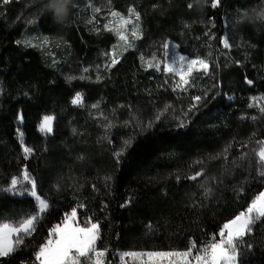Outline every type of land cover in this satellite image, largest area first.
<instances>
[{
    "label": "trees",
    "instance_id": "1",
    "mask_svg": "<svg viewBox=\"0 0 264 264\" xmlns=\"http://www.w3.org/2000/svg\"><path fill=\"white\" fill-rule=\"evenodd\" d=\"M93 2L123 14L135 8L143 24V37L135 48L100 74L95 68L117 39L113 33L92 32L72 20L79 0H73L63 25L40 11L44 0L0 4V186L6 187L11 176L22 175L27 167L37 180L38 195L50 203L36 231L25 237L12 257L0 258V264H33L34 251L48 230L72 207H77L82 224L89 217L100 223L99 247L109 249L107 264H115L120 251L186 250L192 240L199 247L264 190L254 158L251 164L235 165L211 159L231 142L229 161H239L243 152L258 147L256 140L264 139V115L258 107L249 108L253 96H264V23H235L237 7L259 10L264 0H226L219 9H212L210 0L203 9H188L190 0ZM30 26L43 36L63 40L65 54L69 50L73 57L67 62L93 72L84 79H71L65 62L56 67L47 54L24 45ZM226 32L231 41L235 37L230 53L222 44ZM165 41L179 44V52L190 58L197 54L208 58L211 73L196 74L187 91H174L171 76L145 69L141 61V56L148 58L162 49ZM205 90L207 98L185 117L190 97ZM76 92L83 94L82 105L71 103ZM232 94L237 97L233 103L227 101ZM257 103L264 106V101ZM165 106L167 112L155 121ZM45 115L56 118L51 136L39 131ZM253 115L256 121L250 119ZM180 119L185 120L183 128L177 127ZM149 121L154 126L141 131ZM18 131L23 133V144ZM129 137L133 146L117 163L115 153ZM245 142L248 147L241 148ZM23 146L33 149L27 158ZM201 159L203 164L194 163ZM201 168L204 175L197 181L186 179ZM201 183L212 189L207 199ZM37 211L34 199L26 194L0 193V222ZM262 228L264 220L246 238L253 248L243 264H264Z\"/></svg>",
    "mask_w": 264,
    "mask_h": 264
},
{
    "label": "snow or ice",
    "instance_id": "2",
    "mask_svg": "<svg viewBox=\"0 0 264 264\" xmlns=\"http://www.w3.org/2000/svg\"><path fill=\"white\" fill-rule=\"evenodd\" d=\"M10 2L11 0H0V4L4 6H7ZM47 3L48 0H44L40 11L52 19V13L48 10ZM225 3L226 0H210V7L212 9H219L224 7ZM193 7L194 5L191 2L187 3L188 9H192ZM261 9L264 8H260L259 10ZM93 12H100V8H94ZM128 13V16H123L118 11H112L110 13L112 19L104 24V29L108 32L115 33L118 42L123 43L125 46L124 51H127L133 46L129 41L128 25H132L130 35L134 40L140 39L142 35L139 24L141 19L140 12L130 7ZM235 15L236 17L241 15L239 7L235 9ZM235 23L238 26L240 25L237 20ZM96 31H99V29H96ZM205 35L207 36L208 33L205 32ZM17 43H20V41H17ZM47 43L48 40L45 39L44 44ZM222 44L224 49L231 47L227 36L223 37ZM178 48H180L179 44H172L169 41H165L162 45V59L158 60L153 55L152 60L147 61L144 66L147 69H154L156 72L162 71L164 74L171 76L175 81L174 91H187L189 87L193 86L192 80L195 73H203L205 76L210 74V63L208 58H202L198 54L195 55V58H190L187 54L171 51L172 49ZM109 55L110 61L105 65L106 68L114 67L119 62L115 50L111 54L105 53L106 57ZM141 60H144L143 56H141ZM85 71L87 72L88 69L86 68ZM74 78L72 77L71 79ZM80 78L84 79L85 77L82 76ZM96 78L99 80L100 76L98 75ZM247 83L251 85L253 81L249 79ZM213 87H216V85ZM208 94V91L205 90L202 95L191 96L190 101L192 103L188 112L185 113V117L195 111L198 105L207 98ZM251 99L253 101H264V96H253ZM71 103L73 105H82L83 94L76 92L75 96L71 99ZM92 107L95 109L98 105L93 104ZM252 107H258L259 113L264 115V106L249 104V108ZM167 110L168 108L165 106V109L155 116V121H160ZM17 119L22 121L23 116L19 115ZM53 119L54 117L45 115L39 124V131L41 133H51L53 131ZM241 119H245V117H241ZM250 119L256 121L257 116L253 115ZM111 126L110 123L106 125L107 128ZM153 126L154 122L149 121L141 127V131H146ZM185 126L184 119L178 120L177 127L183 128ZM73 132L75 133L76 130L73 129ZM17 135L21 144H23V133L18 131ZM105 139H107V136H105ZM255 145L258 147H253L250 151L243 152L239 157V161H229V152L232 147V143L229 142L221 152L211 157V159L215 161L222 158L225 163L235 165L238 162L245 161L251 164V158H254L256 165L261 169L259 176L264 177V139L256 140ZM132 146V137L122 141V146L115 153L117 163L120 162V158ZM247 147V142L241 144V148ZM22 150L26 158L33 153V149L27 146H23ZM78 159H82V157ZM194 163L203 164L204 161L201 159ZM203 175L204 169L201 168L195 171L194 174L186 176V179L197 181ZM176 179L179 180L180 177L177 176ZM106 180H111V177H107ZM199 187L203 190L205 199L212 195V189L210 187H204L203 183ZM243 190V188L239 189L240 192H243ZM0 193L5 195L13 193L21 196L26 194L34 199L38 209L36 214L20 218L19 220L0 222V258H10L22 247L25 237L32 235L36 231L37 224L40 222L43 214L50 208V204L47 199L38 195L37 180L31 175L27 167L22 169V175L11 176L10 183L6 187L0 186ZM126 206L127 203L121 205V207ZM79 207L83 208L85 205L80 204ZM262 220H264V191H259L247 203V206L243 210L239 211L233 218L224 222L219 227L218 232L213 233L209 240L199 247L196 241L192 240L189 242L186 250L123 251L117 254L118 260L120 264H243L244 258L249 255L248 250L253 248V244L246 242V238L252 236L254 226ZM148 227L151 228V225ZM261 231L264 232V228ZM100 238V223L93 222L92 218L89 217L82 225L78 219L77 207H72L70 212L64 214L59 223H56L48 230L47 238L34 251L33 264H107L109 249H100L97 247V242Z\"/></svg>",
    "mask_w": 264,
    "mask_h": 264
},
{
    "label": "rangeland",
    "instance_id": "3",
    "mask_svg": "<svg viewBox=\"0 0 264 264\" xmlns=\"http://www.w3.org/2000/svg\"><path fill=\"white\" fill-rule=\"evenodd\" d=\"M76 4L77 5L74 6V12H73V16H72V20L73 21L77 22L80 25H83V27H85L87 30L92 31V32H96V33L103 32V31L108 32L107 30L104 29V24L108 23L109 20L112 19L111 16H110V13L112 11H114L113 9H110V7L108 5H106L105 3L101 4V5L100 4H95L93 2V0H79V3H76ZM2 6H4V5H2ZM94 8H100V12L94 13L93 12ZM121 15L128 16L129 13L128 12H127V14L121 13ZM133 19H134V17H133ZM139 24H140V30H141L142 35H141V38L138 39V40H134L131 37L130 33H131L132 25H128L129 41L132 43L133 46L131 48H129L127 51H129L131 49H134L135 46H136V43L139 40H141L142 37H143L142 19H140ZM259 26H262L261 22H259ZM96 29H99V31H96ZM110 33H112V32H110ZM113 34L115 35V33H113ZM260 34H261V32L259 33V38H260ZM225 36H227L229 38V42H230L231 47L226 49V50L230 53V52H232V49H233V43L235 42L233 38H235V37L232 38V35H231V38H232V41H231L230 34L228 32H226ZM45 39L48 40L47 44H44V40ZM116 39H117V37H116ZM262 40H263V45H264V34H262ZM26 42H30V43H26ZM169 42H171L172 44H176V43H174L172 41H169ZM22 43L24 45H26V46L38 48L43 53L47 54L48 58H50L52 60L51 61L52 64L54 66H56V67H60V64L61 63L63 64L65 62L64 63L65 64L64 65V69L68 70V71H66V73L71 78L72 77L80 78L82 76L87 78V77H89V72H93V71H89V70L86 72L84 66H82L81 69H79L77 65H70L67 62V60L72 59V62H73V57L71 56V54H69V50L67 52V55L65 54L66 51L64 52V50L67 47V44L61 39H56V38H50V37L43 36L36 29V27L30 26V29H29L28 33L25 35ZM33 45H35V46H33ZM124 47L125 46L123 45V43L122 42H118V40H117L116 44L112 47V49L108 52V54H111V52L113 50H115L116 53H117L118 61H119L121 59V57L123 56V54H125L127 52V51L123 50ZM171 51H173V52H177L178 51L179 52L178 49H172ZM121 53H122V55H121ZM64 55H66V57H65V60L63 61V56ZM154 55L156 56V59H158V60L162 59V49L158 50V52H156ZM152 58H153V56L148 57V58H144L143 61L141 60L142 61V66L145 69H147L144 66L145 63L147 61H149V60H152ZM109 61H110V55L108 57H106L105 54H104V61L95 68V71H97L96 73L100 74V73H102L105 70H109L110 68H106L105 67V65ZM210 69H211V65H210ZM157 73H163V72L161 71V72H157ZM210 73H211V70H210ZM196 74H200V73H195L194 76ZM192 83L194 84V80H192ZM236 98L237 97H236L235 94L228 95L227 96V101L233 103V102H235ZM257 102L258 101H253L252 104H254V105L258 104ZM50 116L54 117L53 124H52L53 131L51 133H43L44 135H47V136L48 135L51 136L54 133V131H55L56 118H55V115H50ZM49 210H50V208L48 209V211ZM4 222H13V221H7L6 220ZM97 247L100 248L99 247V241L97 242ZM120 252H123V251H120ZM115 264H120V261L118 260Z\"/></svg>",
    "mask_w": 264,
    "mask_h": 264
},
{
    "label": "clouds",
    "instance_id": "4",
    "mask_svg": "<svg viewBox=\"0 0 264 264\" xmlns=\"http://www.w3.org/2000/svg\"><path fill=\"white\" fill-rule=\"evenodd\" d=\"M198 9H203L208 5V0H190ZM73 0H48L47 7L52 13L53 22L56 24H65L71 12ZM241 15L236 18L240 25L251 24L256 21L264 23V9L257 11L254 8L240 9Z\"/></svg>",
    "mask_w": 264,
    "mask_h": 264
}]
</instances>
